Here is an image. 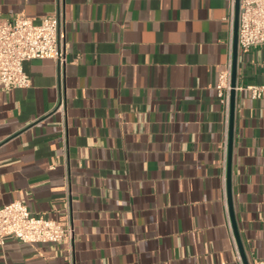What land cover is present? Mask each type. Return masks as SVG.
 Segmentation results:
<instances>
[{
    "label": "crops",
    "instance_id": "0c3cea01",
    "mask_svg": "<svg viewBox=\"0 0 264 264\" xmlns=\"http://www.w3.org/2000/svg\"><path fill=\"white\" fill-rule=\"evenodd\" d=\"M54 15L66 68L27 61L31 86L0 91V208L21 202L72 226L73 241L8 237L0 264H244L227 199L230 99L217 90L236 5L0 0V22ZM237 76L233 207L246 262L259 264L264 96L247 87L264 85V46H238Z\"/></svg>",
    "mask_w": 264,
    "mask_h": 264
},
{
    "label": "built area",
    "instance_id": "2783aa9c",
    "mask_svg": "<svg viewBox=\"0 0 264 264\" xmlns=\"http://www.w3.org/2000/svg\"><path fill=\"white\" fill-rule=\"evenodd\" d=\"M230 2L234 10L236 0ZM238 46L242 52L264 46V0L239 1ZM45 59L53 60L60 69L68 65L60 15L48 17L39 25L24 16L0 22V91L29 88L31 80L24 70V63ZM217 90L219 97L228 105L230 69L221 73ZM247 90L252 99L258 100L264 96V85H251ZM56 111L65 115L63 96L59 98ZM73 235L72 226L63 227L57 221L34 216L21 202L15 201L0 208V247H4L8 237L29 244L59 243L64 240L72 243Z\"/></svg>",
    "mask_w": 264,
    "mask_h": 264
},
{
    "label": "water",
    "instance_id": "95a60500",
    "mask_svg": "<svg viewBox=\"0 0 264 264\" xmlns=\"http://www.w3.org/2000/svg\"><path fill=\"white\" fill-rule=\"evenodd\" d=\"M239 1L236 0V18H235V40H234V51H233V63L231 72V91H230V129H229V144H228V169H227V199L229 214L231 218L232 227L237 239L241 256L244 264H247L245 254L241 245L240 237L238 234L237 223L233 207V194H232V161H233V145H234V113H235V101H236V90H237V58H238V27H239Z\"/></svg>",
    "mask_w": 264,
    "mask_h": 264
}]
</instances>
